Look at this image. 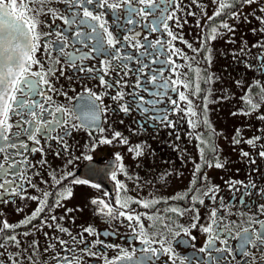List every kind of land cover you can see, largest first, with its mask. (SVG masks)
<instances>
[{"label":"snow or ice","instance_id":"1","mask_svg":"<svg viewBox=\"0 0 264 264\" xmlns=\"http://www.w3.org/2000/svg\"><path fill=\"white\" fill-rule=\"evenodd\" d=\"M191 2L208 21L205 27L209 31L199 41V48H194L183 39L181 33L174 31V28L182 29L183 24L188 23L186 19L181 23L182 17L177 15L178 12L184 13L188 7H182L184 0H0V155L3 156L0 160V203L10 202L2 199L5 193L37 202L31 216H26L17 224L0 220V248H5L10 242L20 249L19 252L10 254L11 264H21L17 257L27 252L17 236L31 234V230L17 233V228L27 227L36 219H40V225H33V229L51 227L52 225L47 224V218L50 216L53 222L57 221V217L50 214L56 208L63 207V200L72 197L74 185L100 188V185L91 183L88 179L78 178L70 170L57 174L56 170L50 169V180L42 178L40 183L48 184L51 190L43 191L40 196L25 195V185L40 190L38 184L32 181L33 175H40L39 171L36 170L31 175L29 171L36 169L37 165L43 167L48 164L46 149L54 150L57 157H71L66 161V166L71 165L74 159H79L80 157L73 155L67 141L74 130L88 131L92 143L84 147L89 151H95L98 145H128L127 137L119 131H112L111 137L104 135L106 129L103 124L106 120L101 117L110 109L122 112L125 116L134 110L142 115L152 112L154 114L150 118L167 127L175 126V122L168 119V114L182 112L188 118L194 139L198 141L200 161L193 162V180L184 192L167 198L153 196L151 199H138L127 195L129 190L126 184L118 179V173L128 179L132 177L128 176L122 157L117 153L109 173L116 189L115 206L111 201L100 197L90 199L94 212L112 226L113 231L105 235L113 237V242L106 243L99 239L100 234L92 226L84 228L77 239L68 229L56 223L57 231L71 237V241L56 238L63 255L55 252L54 244L44 249L45 252H55L51 259L56 264H82V257L78 253L102 259L104 264H157L162 257H166L163 264H225L229 262V258L236 260L237 253L245 258L244 264H256L257 252L264 261V219H261L264 217V203L252 204L243 199L256 185H243L245 191L240 205L248 211L233 212L232 208L237 205L225 203L222 197L217 201L219 185L210 184L206 173H202L205 167H224V163L215 155V144L211 142L215 130L211 129L207 120V95L202 98V105H194L189 98V93L200 98V81L210 83L211 77L201 76V69L193 68L189 62L195 60V56L189 57L175 43L179 41L197 55L202 51L210 53L207 45L221 34L219 28L234 31L225 20H220L217 24L212 22L218 17L238 19L243 5L257 3V0H210L216 6L211 16L204 11L200 0ZM57 4L64 7H56ZM260 11L264 13V8ZM186 15L194 16L196 13L188 11ZM257 19L264 24V16ZM56 21L61 23L56 24ZM41 26L50 30L42 31ZM196 26L200 27L199 21ZM153 34L158 35L155 39H150ZM253 47L264 48V42ZM38 52H42L50 63L46 64L38 59ZM97 59L99 66L86 63ZM204 59L210 62L211 57L208 55ZM260 59L264 61V55ZM178 60L184 63L179 64ZM66 67L73 69L77 75L84 74L85 81H98L96 86L103 91L98 93L84 83L83 92L70 96L63 85L57 87L60 76H65ZM185 67L188 71L181 70ZM261 68H264V62ZM189 73H193V76L190 77ZM133 76L134 81L131 80ZM65 78L74 80L76 76L68 75ZM256 87L258 93H253L250 88L248 94L242 97L249 109L243 112L244 115H250L264 105V85L257 82ZM125 88H131L132 91L125 92ZM141 92L147 93L151 99H145ZM170 93L177 98L174 99ZM257 95L260 97L259 103L255 99ZM54 96H63L68 105L57 102ZM105 96L115 102V108L105 104ZM126 96L131 99L126 100ZM165 99L171 107L163 110L157 108ZM73 100L77 101L75 105L72 104ZM182 103L184 107H181ZM197 108L201 111L198 112ZM258 118L264 121V115ZM120 122L123 123V120ZM201 125L210 130L208 138H205L204 133L196 131ZM14 128L17 129L16 132H13ZM21 131L26 139L20 138ZM261 139V136H255L243 142L254 148L259 147L258 155L264 158V144L257 145V141ZM26 141H31L33 146L30 147ZM241 142L240 131L236 130L234 143ZM128 151L135 153L136 157L142 155L141 145H129ZM206 152L212 155H206ZM34 153H40V159L35 164L28 159V155ZM241 155L250 157L248 151L241 150ZM84 158L92 159L90 155ZM250 163L255 164L256 160L250 157ZM227 183L230 189L240 191L236 185L243 182ZM258 194L264 200V189H259ZM108 195V192L103 193L105 197ZM205 199L215 206L205 205ZM170 201H183L186 206L179 203L174 205ZM161 203L168 205L163 211L156 207ZM133 204L148 211L140 212L132 207ZM197 205L206 208L203 221ZM252 208L256 211L249 214ZM66 211L71 212L73 209ZM189 212L193 213L192 222L187 226L178 223V218ZM41 213L44 214L43 217ZM232 215L246 217L242 223L247 226L239 227L235 220L229 219ZM145 220L151 223L146 225ZM114 221L120 222L130 231L126 234L119 233ZM234 226L239 230L234 231ZM193 229L205 236L204 244L196 249L195 255L182 256L177 248H195L197 237L193 235ZM84 233L95 236L96 239L88 241ZM120 238L127 244L115 243V239ZM230 240L238 241L235 249ZM134 242H138L140 247L133 246ZM69 244L72 246L68 247ZM96 245H101L102 249L93 251ZM29 247L35 254L38 242L33 241ZM107 249H111L114 255L109 257L104 251Z\"/></svg>","mask_w":264,"mask_h":264},{"label":"flooded vegetation","instance_id":"2","mask_svg":"<svg viewBox=\"0 0 264 264\" xmlns=\"http://www.w3.org/2000/svg\"><path fill=\"white\" fill-rule=\"evenodd\" d=\"M200 3L207 5V2L204 0H200ZM247 5V4H246ZM56 7L63 8L64 5L57 4ZM188 6L185 8L184 13L178 12L177 15L182 17L181 23H183V19H186L188 23L183 24V28H174V31L181 33L183 39L188 43L190 42V37L194 34V31L200 34V39L202 37L207 36V28L202 30L203 22L200 23V29L197 27V21L203 18V13L199 8L196 7L195 4H192L191 0H184V5ZM251 6V5H248ZM191 11L195 12L196 15L189 16L186 15V12ZM264 16V13L260 12L256 15L254 19H236L237 22H241L244 25H247L251 31V39L247 40L246 51L243 54H234L229 56L227 55L226 62L230 63H239L240 70L242 75H247L248 71L247 67L250 69L249 73L254 74L250 76L248 79L247 87H251L254 84L259 82L260 85H264V68H261L262 61L260 57L264 55V48L253 47V45H257L261 42H264V24L259 22L257 17ZM226 21L229 22L231 17H223ZM41 19H45L41 17ZM220 20L217 21V23ZM50 23V19L48 20ZM60 21H56V24H60ZM171 23V22H170ZM216 23V24H217ZM227 23V22H226ZM55 25H53V28ZM42 31H49L50 29L41 26ZM255 30V31H253ZM147 34V33H145ZM156 35L153 34L150 39H155ZM253 40V42H251ZM43 43V41H42ZM176 46L178 48L183 49L188 56L192 55L193 52L188 49L184 44H181L179 41H176ZM71 51V49H69ZM203 57V51L200 53ZM228 54V53H227ZM56 55V53H53ZM218 56V55H217ZM37 58L41 61H44L46 64L50 63L47 60V57L42 54V52L37 53ZM89 65L96 64L99 66V60H91L87 61ZM177 63L183 64L184 61L178 60ZM59 67V66H57ZM35 70V69H34ZM182 71H188L185 67L181 69ZM256 74V77H254ZM73 75L76 76L74 80H68L65 76ZM167 75V73H166ZM57 76H59V72H57ZM65 76H60L59 81L57 82V87L60 85L64 86V89L68 91L70 96H75L77 93L83 92V84L87 83V85L93 88L96 92H102L103 89L97 87L98 81L96 80H87L84 79V74L77 75L73 69L65 68ZM191 77V73H189ZM125 79H128L127 77ZM131 80L134 81L135 77H131ZM203 81V80H201ZM200 81V82H201ZM70 89H75V92H72ZM125 92L132 91L131 88H125ZM111 94H114L111 93ZM145 96V99H151L147 95V93H140ZM171 94V93H170ZM173 98H177L175 94H171ZM191 93H189L190 98ZM194 97V96H193ZM192 97V99H193ZM54 99L57 102L64 103L68 105V101L63 96H54ZM125 99H131V97L126 96ZM196 99V98H194ZM260 100V99H259ZM199 101V98H198ZM104 102L106 105H111L112 108H115V102L112 101L108 96L104 97ZM77 101L73 100L72 104L75 105ZM185 105L182 103L181 107ZM171 105L168 103L167 99L164 100L163 103L157 105V108L163 110L166 108H170ZM198 111V109H197ZM199 112V111H198ZM245 112V111H244ZM253 115H244L243 118H246L245 124L241 126L240 135L242 137V142L240 144L229 145L233 146V154L234 158L236 157V167L234 166V162L231 164L227 170L224 172H219L218 168L215 167H205L202 169V173H206L208 182L212 185H219V192L217 193V201L220 198H223V201L228 204H236L237 207L232 208L233 212L237 211H248L240 205V199L244 194L243 185H247L250 183H254L256 188L250 190V194L243 196V199L248 202L251 201L252 204H260L264 203V200L260 198L258 194L259 189H264V158H261L258 155L259 147H252L243 141L247 139L253 138L255 136H261L262 139L257 141V145L264 144V121L260 120L258 117L260 115H264V105L258 111H254ZM154 113L149 112L142 115L138 111H133L130 115L125 116L124 113L118 111H112L111 109L105 113L101 119L106 120V123L103 124V127L106 129L104 135L111 137L112 131H119L128 139V145L123 144H113V145H98L95 151H89L84 146L86 144H91L92 140L88 135V131L85 129L74 130L72 135L67 138L68 144L71 146V151L74 156L80 157L79 159H74L71 165L66 166V161L70 159L68 155H63L57 157L54 154V150L46 149V159L48 164L41 167L37 165L36 169H32L29 171L31 175L32 172L38 170L40 175H33L32 181L35 184H38L39 191L37 189L29 187L25 185L26 192L25 195H34L40 196L43 191L51 190L48 184L40 183L41 179L50 180L48 175L50 169L56 170L57 174H60L64 171H72L78 178L88 179L91 183H96L100 185V188L93 189L88 185H74L73 186V195L70 199H66L62 201L63 207L56 208L50 215H55L57 217V221L53 222L50 219V216L47 218V224L52 225L42 226L36 229H33V225H40V219L33 220L31 224L27 227H19L15 231L17 233H23L31 230V234L27 236L18 235L17 239L21 241V246L23 248H27V252L23 253V255L17 257L21 261V264H56L55 260H52L51 257L55 255V252L61 251V246L56 239L57 237L61 240L71 241V237L67 233H62L56 230L55 224L59 223L60 226L68 229L69 232L73 236H76L79 239V234L83 232V229L92 226L97 233H99V239L105 241L106 243H112L113 237L105 235V233H111L113 231L112 226L106 222V220L97 215L94 212V206L90 204V199L95 197H100L105 199L106 201H111L113 206H115V197H116V189L114 186V182L110 179V165L115 163L114 157L118 153L122 157V162L125 165V170L128 176L132 177V179H128L123 174L118 173V179L123 181L127 188V195L138 198V199H151L153 196L160 197H170L177 193L184 192L190 186V182L193 180V170H194V161L199 163L200 157L198 154V141L194 139L193 130L190 128L187 117L184 116L182 112L180 113H169L168 119L175 122L174 127H167L164 124H161L157 121H153L150 117ZM163 114V113H161ZM147 117V118H146ZM123 120V123L120 121ZM79 122V121H74ZM111 125V128H109ZM202 126V125H201ZM200 126V127H201ZM200 127L196 129V131L200 132ZM17 129H13V132H16ZM179 137V138H177ZM21 139H26L24 137L23 132L20 133ZM30 147H32L31 141H26ZM234 142V138L232 139V144ZM43 143V141H41ZM55 142H53L54 144ZM217 148V153L215 154L219 159V149L217 146L218 143H214ZM129 145H141L142 147V155L139 157L135 156V153L128 151ZM219 148V149H218ZM231 148V147H230ZM241 150L248 151L250 153V157L256 160V163H250V157H244L241 155ZM90 155L92 157L91 160L85 159L84 156ZM206 155L211 156V153H207ZM3 159V156L0 155V160ZM19 159V157H16ZM28 159L31 163L35 164L37 160L40 159V153H34L28 155ZM71 179V177L69 178ZM229 181H241L242 184H237L236 187L240 189V191H235V189H230ZM67 183V181H65ZM104 192H108V196H103ZM151 194V195H150ZM235 197V199H234ZM3 200L10 201L9 203H0V220H7L10 224H17L18 222L25 219L26 216H31L35 208L37 207V202L31 199H21L18 196H9L5 193L2 197ZM51 203V198L49 200ZM171 204L179 203L182 206L184 205L183 201H170ZM205 205H212V202L205 199ZM215 206V205H212ZM133 208H137L138 211L144 212L148 211L143 208H139L137 205L133 204ZM161 211L168 207L166 204H159L156 206ZM200 209L202 221L206 216V208L204 206L197 205ZM20 209V211H18ZM67 209H73L71 212H67ZM152 211H155L153 209ZM256 211L255 208L251 209L249 214H252ZM169 215H171L169 213ZM193 213H186L183 217L178 218V223L183 224L185 226L189 225L192 220ZM44 214L41 213V217ZM60 217H63L61 220ZM230 220H235L236 224L239 227L247 226L243 224L242 221L246 219L243 216L232 215L229 217ZM264 219V217H261ZM144 223L147 225L151 223L150 221L145 220ZM113 224L116 225V230L121 234H126L130 230L124 227L120 222L114 221ZM124 224H127V221H124ZM239 230L238 227L234 226V231ZM47 234V235H46ZM193 235L197 237L195 243V248H185L179 247L177 248V252L180 255H195L196 249L203 246L205 241V236L198 232L196 229H193ZM84 236L87 237L88 241H92L96 239L95 236H89L87 233H84ZM183 239H187L186 237H181ZM38 242V251L33 254V249L29 247V245L33 242ZM115 243L126 245L127 242L120 238L115 239ZM50 244L56 245L55 252L49 250L45 252L44 249L47 248ZM230 244L235 249L238 245V241L230 240ZM72 245L69 244L68 247ZM133 246L139 248L140 245L138 242H134ZM219 246V245H218ZM80 247H83L81 245ZM98 249H102L101 245H96L93 248V251H97ZM20 249L16 246L12 245L10 242L6 245L5 248H0V264H11L9 259L10 254L19 252ZM106 251L109 257L114 255V252L111 249L104 250ZM255 252V249H252ZM82 257V264H104L102 259H97L94 257L86 256L83 253H78ZM137 255H140L137 252ZM203 255V254H200ZM236 260H231L229 258V262H225V264H244V257H241L238 253ZM28 257H31L29 260ZM256 264H264V261L260 259V254L256 253ZM166 257H162L157 264H163V261ZM250 259V258H249Z\"/></svg>","mask_w":264,"mask_h":264},{"label":"rangeland","instance_id":"3","mask_svg":"<svg viewBox=\"0 0 264 264\" xmlns=\"http://www.w3.org/2000/svg\"><path fill=\"white\" fill-rule=\"evenodd\" d=\"M204 1V0H203ZM207 5L204 7V11L208 16L213 14L215 10V5L210 3V0H205ZM264 8V0H257V3L251 4V6L243 5L240 9L241 15L240 18L245 19V17L254 19L257 14L261 11L260 9ZM221 18L220 20H223ZM203 22L202 29H206L205 25L208 23L206 16L203 15V18L199 19V23ZM228 23V21H226ZM229 25L234 29L233 32H229L227 29L219 28L220 35L214 41H211L207 47L210 48L209 52L203 51V57L201 54L197 55L193 52L189 57L195 56V60H190L193 68L201 69V76L211 77V82L204 84L203 81L200 82L201 93L198 101L197 97L190 95V99L193 97L194 105H202V98L207 95L208 98V111H207V120L211 125V129L215 130V135H212L211 142L218 143L217 146L220 147L218 155L219 160L224 163L223 168H218L219 172H224L228 169L234 162L236 167V157L234 158L233 146L235 145L232 139L236 135V130L241 129V126L245 124L246 118H243V112L248 111V106L244 103L242 97L248 94L249 89L253 93H258L257 84L247 87L248 79L254 74L249 73L250 69L247 67L248 74L242 75L240 70L239 63H230L226 62L227 55L228 57L234 54H243L246 51L247 40L251 39L252 31L247 26L241 22H237L235 18L229 19ZM260 22V20H259ZM216 24V21L212 22ZM261 23V22H260ZM200 29V27H199ZM207 33L209 29L206 30ZM200 34L194 31V34L190 37V42L194 48H199L201 45ZM253 42V40L251 41ZM245 50V51H244ZM228 53V54H227ZM210 55V62L204 59L205 56ZM218 55V56H217ZM193 73H191V77ZM256 77V74L255 76ZM204 84V89L202 85ZM196 98V99H194ZM256 102H260V97L257 95L255 97ZM198 111H201L200 108H197ZM234 113H236L234 115ZM255 114L251 112V115ZM209 129L202 125L200 127V132L204 133L205 136H208ZM208 138V137H205ZM231 147V148H230ZM235 160V161H234Z\"/></svg>","mask_w":264,"mask_h":264},{"label":"trees","instance_id":"4","mask_svg":"<svg viewBox=\"0 0 264 264\" xmlns=\"http://www.w3.org/2000/svg\"><path fill=\"white\" fill-rule=\"evenodd\" d=\"M237 7H240L239 5H237ZM221 18H223V17H218L215 21L217 22L218 20H220ZM205 84V83H204ZM204 84L202 85V88L204 89L205 87H204ZM205 137H208V136H205ZM212 138V137H211Z\"/></svg>","mask_w":264,"mask_h":264}]
</instances>
